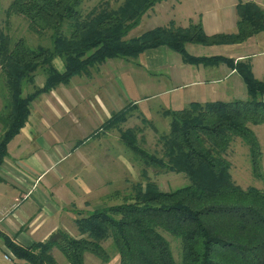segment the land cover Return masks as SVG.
Segmentation results:
<instances>
[{
    "label": "trees",
    "instance_id": "obj_1",
    "mask_svg": "<svg viewBox=\"0 0 264 264\" xmlns=\"http://www.w3.org/2000/svg\"><path fill=\"white\" fill-rule=\"evenodd\" d=\"M84 1L12 0L7 8L8 16L26 19L34 34L50 32L51 46L32 48L0 31V71L6 91L0 111V167L8 156L7 145L27 121L33 99L110 59L134 58L166 47L187 63L224 62L243 79L248 100L191 103L179 111H165L169 130L159 138L161 157L128 140L130 131L121 134L122 143L145 167L182 174L187 185L167 192L149 181L137 185L122 203L76 220L78 237L56 230L44 242L25 248L0 233L6 250L22 264H58L53 250L68 264H85L86 254L107 264L111 256L103 244L110 241L119 264H264V191L235 185L225 158L232 141L240 139L248 148L252 177L263 180L262 151L251 126L264 124V82L253 76L247 61L196 58L185 49L188 44H242L264 32V10L252 2L239 3L234 34L207 36L200 23L184 29L171 24L129 38L145 13L164 0H122L116 9H100L101 4L83 15ZM55 58L63 61V74L53 67ZM40 68L46 81L37 88L34 74ZM29 85L33 91L25 94ZM126 115L127 110L121 111L110 123L120 124ZM162 233L179 240V263Z\"/></svg>",
    "mask_w": 264,
    "mask_h": 264
},
{
    "label": "crops",
    "instance_id": "obj_2",
    "mask_svg": "<svg viewBox=\"0 0 264 264\" xmlns=\"http://www.w3.org/2000/svg\"><path fill=\"white\" fill-rule=\"evenodd\" d=\"M248 2L264 10V0H164L147 11L128 36L138 37L132 33L142 23L149 26L145 32L200 23L207 36L234 34L236 8ZM244 45L248 52L238 50ZM185 49L196 58L221 57L234 64L247 61L253 76L264 82V32L239 45L188 44ZM52 64L59 73L65 72L60 58ZM45 81L40 68L34 85L42 88ZM29 86L28 94L33 91ZM244 94L243 79L226 63L191 64L179 53L157 47L134 58L107 60L37 96L29 104L23 128L7 145L8 156L0 167V233L25 248L44 242L56 230L70 235L73 228L78 234L76 220L101 209L83 211L87 198H100L101 174L96 169L103 157L112 160L111 140H118L114 132L123 130L121 141L122 133L133 130L128 123L135 117L145 122L159 115L165 121V111H179L191 103L230 102ZM151 99H160L159 107L151 110ZM124 110L126 120L111 124ZM65 159L70 161L61 174L47 179L49 171ZM0 248L6 250L1 240Z\"/></svg>",
    "mask_w": 264,
    "mask_h": 264
},
{
    "label": "rangeland",
    "instance_id": "obj_3",
    "mask_svg": "<svg viewBox=\"0 0 264 264\" xmlns=\"http://www.w3.org/2000/svg\"><path fill=\"white\" fill-rule=\"evenodd\" d=\"M12 0H0V31L7 34L12 41L18 39H23L27 44L34 48L39 45L44 47L51 46L50 32H44L41 35L34 34L30 28L28 21L21 16L6 14V10L9 7ZM122 0H85L81 6V12L86 15L93 8L98 7L103 4L100 8L116 9ZM160 23V22H159ZM149 26L141 24L140 27L132 33V36H138L145 32ZM131 34V33H130ZM129 34V35H130ZM131 36V35H130ZM129 37V36H128ZM245 47H239L243 51H249L247 45ZM242 52V51H240ZM37 83L39 78H37ZM30 86L27 87L25 93L28 92ZM139 97H141L139 95ZM160 100V99H159ZM159 100L151 99L149 101L151 110L159 107ZM240 101H247L248 95L239 96ZM6 102V91L4 88V82L2 79L0 71V111L2 110ZM154 114V112H152ZM134 116V115H133ZM137 118V119H136ZM157 118V119H156ZM158 121H156V120ZM163 119V118H162ZM159 115H153L152 122L149 120L142 122L138 117L132 119V123H128L129 127L133 130H129L130 137L133 142L140 148L148 152L149 154H154L158 157L162 156L161 144L159 143L160 135H165L168 133L169 127L167 128L166 122L169 123L168 119L162 121ZM130 120V119H129ZM150 123L156 125L155 129H152ZM145 123V124H144ZM125 128V125L121 129ZM252 131L256 134L258 138L259 145L262 151V173L263 180H255L250 171L249 165V155L248 148L243 144L240 139H234L230 144L228 151L225 154L226 160L230 163V175L232 181L235 185L242 189H247L248 187H254L259 190L264 191V124L260 126H251ZM123 130H119V133ZM2 132V127L0 126V134ZM118 132L114 134L118 137L117 143L111 140V157L101 159L100 166L97 167L96 172L101 174V195L100 198H87V205L83 211L89 212L96 208L108 207L112 205H117L122 203V199L126 196L133 194L134 189L137 185L144 186L148 181L155 183L161 191H171L176 188L183 187L188 184V180L182 174H175L170 172L161 171L151 167H145L141 161H139L129 150H126L120 141V135ZM102 137V136H99ZM110 142V141H108ZM108 151V150H107ZM107 151H104L105 156H107ZM68 160H63L60 165H56L49 171L47 179L52 176H58L63 171L65 165L68 164ZM97 185V183H95ZM96 196L97 191H96ZM70 235L78 237V234L72 228L70 230ZM162 235L169 241L173 257L177 263L180 261V243L179 240L162 233ZM103 247L111 256V260L107 264H119V256L114 252L111 247V242L108 241L103 244ZM54 258L58 264H68L64 257L57 250L52 252ZM7 256L9 259H5ZM0 264H20L19 260H16L7 250L0 248ZM85 264H104L96 257L86 254Z\"/></svg>",
    "mask_w": 264,
    "mask_h": 264
},
{
    "label": "built area",
    "instance_id": "obj_4",
    "mask_svg": "<svg viewBox=\"0 0 264 264\" xmlns=\"http://www.w3.org/2000/svg\"><path fill=\"white\" fill-rule=\"evenodd\" d=\"M5 259H9L7 256H5Z\"/></svg>",
    "mask_w": 264,
    "mask_h": 264
}]
</instances>
